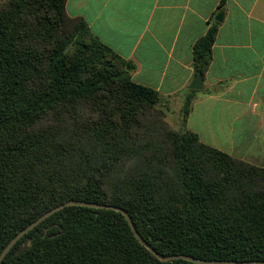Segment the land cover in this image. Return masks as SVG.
I'll return each instance as SVG.
<instances>
[{
  "label": "trees",
  "instance_id": "trees-1",
  "mask_svg": "<svg viewBox=\"0 0 264 264\" xmlns=\"http://www.w3.org/2000/svg\"><path fill=\"white\" fill-rule=\"evenodd\" d=\"M66 1L0 0V253L47 211L83 201L123 209L163 257L264 262V167L170 126L160 94L134 83L133 65ZM217 29L193 45L196 75ZM1 264L193 263L158 260L118 212L70 206Z\"/></svg>",
  "mask_w": 264,
  "mask_h": 264
},
{
  "label": "crops",
  "instance_id": "crops-1",
  "mask_svg": "<svg viewBox=\"0 0 264 264\" xmlns=\"http://www.w3.org/2000/svg\"><path fill=\"white\" fill-rule=\"evenodd\" d=\"M65 12L82 19L95 37L133 65L131 80L160 94L166 116L174 110L181 116L196 76L193 45L216 23L203 89L195 91L185 126L176 127L264 167L247 154L256 136L241 138L247 144L242 154L230 152L238 135L264 132V0H67ZM219 13L221 23L215 21ZM220 134L230 145L218 139Z\"/></svg>",
  "mask_w": 264,
  "mask_h": 264
},
{
  "label": "water",
  "instance_id": "water-1",
  "mask_svg": "<svg viewBox=\"0 0 264 264\" xmlns=\"http://www.w3.org/2000/svg\"><path fill=\"white\" fill-rule=\"evenodd\" d=\"M223 20V14L219 13L215 17V21L218 23H221ZM189 89L193 91H199L203 89V81L202 76L200 73H198L195 78L192 80ZM70 206H78V207H86V208H95V209H105V210H113L115 212L120 213L128 223L131 232L133 233L135 239L139 242L140 245H142L144 248H146L151 254H153L158 260L165 263H171L177 260H182L186 262H190L193 264H264V262L261 261H252V262H236V261H204L201 259H197L191 256L187 255H173V256H167L163 257L159 254H157L151 246L143 240V238L137 233L131 218L129 215L120 208L113 207V206H107V205H99L94 203H87L83 201H68L66 203H63L61 205H58L54 207L53 209L47 211L43 215H41L38 219H36L34 222H32L29 226H27L24 230L19 232L3 249V251L0 253V264L2 263L5 256L10 252V250L16 245V243L29 231H31L33 228H35L37 225H39L41 222H43L45 219H47L49 216L53 215L54 213Z\"/></svg>",
  "mask_w": 264,
  "mask_h": 264
},
{
  "label": "rangeland",
  "instance_id": "rangeland-1",
  "mask_svg": "<svg viewBox=\"0 0 264 264\" xmlns=\"http://www.w3.org/2000/svg\"><path fill=\"white\" fill-rule=\"evenodd\" d=\"M166 121L174 129H176V130L181 129V128L176 127L177 125H179L181 127L182 123H181V116L180 115L177 116L175 110L172 111L169 116H166ZM218 136H219L218 139H220V137L222 138V142L224 144L230 145V141L228 139H225L223 134H220ZM238 136H239V140L235 141L236 142V148H233L232 151H230V152H232L233 154H236V155L242 154L243 152H245V149L247 148L246 147L247 144L244 142H241V138L247 139L248 136L250 138H254L256 136L258 138V140L256 141V144L250 148L251 150H249L247 152V154L253 156L258 163L259 162L261 163L260 165L264 166V132L261 134H256V135L244 134V135H238ZM229 150H231V149H229Z\"/></svg>",
  "mask_w": 264,
  "mask_h": 264
}]
</instances>
